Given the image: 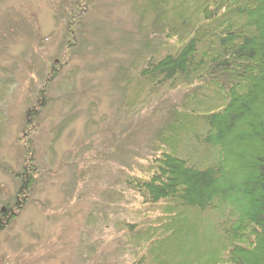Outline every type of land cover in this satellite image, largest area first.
Here are the masks:
<instances>
[{"label": "trees", "instance_id": "trees-1", "mask_svg": "<svg viewBox=\"0 0 264 264\" xmlns=\"http://www.w3.org/2000/svg\"><path fill=\"white\" fill-rule=\"evenodd\" d=\"M128 1L137 48L112 85L129 98L124 106L167 91L178 101L147 141L138 175H127L120 183L125 193L112 200L138 208L115 222L113 259L264 264V0ZM91 6L90 0L72 4L63 59L76 46L80 16ZM62 63L50 65L47 88ZM133 91L152 94L134 99ZM40 112L31 107L25 116L38 124ZM24 146L22 180L13 203L0 210V232L23 209L39 175L33 147ZM210 214L218 217L208 224L204 215ZM93 215L86 216V229L95 225ZM87 239L83 234L80 247L89 256ZM78 254L84 259L82 250Z\"/></svg>", "mask_w": 264, "mask_h": 264}, {"label": "rangeland", "instance_id": "rangeland-1", "mask_svg": "<svg viewBox=\"0 0 264 264\" xmlns=\"http://www.w3.org/2000/svg\"><path fill=\"white\" fill-rule=\"evenodd\" d=\"M74 1L0 0V210L20 187L26 142L39 169L23 209L0 232V264H122L113 259L114 225L138 208L112 200L125 193L120 183L127 175H138L147 141L178 101L171 91L147 98L152 93L133 91L147 101L126 107L112 85L137 48L128 0H90L76 46L60 57ZM61 62L47 88L50 65ZM31 107L41 109L38 124L25 116ZM93 211L95 225L86 229ZM83 234L89 256L80 247Z\"/></svg>", "mask_w": 264, "mask_h": 264}]
</instances>
